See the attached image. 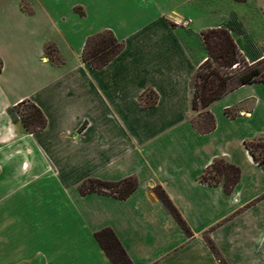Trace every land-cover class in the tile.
<instances>
[{
	"label": "crops",
	"instance_id": "1",
	"mask_svg": "<svg viewBox=\"0 0 264 264\" xmlns=\"http://www.w3.org/2000/svg\"><path fill=\"white\" fill-rule=\"evenodd\" d=\"M211 29L228 31L240 52L253 39L263 52L252 62L264 59L255 38L264 36V0H0V264H112L95 238L104 229L132 264H220L208 241L226 264L249 262L235 232L264 221V168L244 145L264 139V83L215 101L207 109L215 128L197 131L192 82L206 58L201 33ZM104 31L123 50L93 70L82 51ZM24 100L46 118L42 131L27 133L11 114ZM218 121L245 127L255 189L243 188V167L217 148ZM215 159L240 170L230 193L200 181ZM129 177L138 185L126 199L79 190L89 179Z\"/></svg>",
	"mask_w": 264,
	"mask_h": 264
},
{
	"label": "trees",
	"instance_id": "2",
	"mask_svg": "<svg viewBox=\"0 0 264 264\" xmlns=\"http://www.w3.org/2000/svg\"><path fill=\"white\" fill-rule=\"evenodd\" d=\"M235 1L243 2L244 0ZM201 39L206 58L198 66L192 82V109L194 112L205 111L209 120L202 128L194 119H192V124L199 133L206 134L215 128L214 118L207 111L209 106L241 86L264 83V70L259 69L260 61L255 64L245 62L231 35L225 29L203 31ZM122 50L123 44L110 31H104L92 35L86 40L81 58L93 70H100L109 64ZM44 53L50 61L60 62L57 51L52 45H47ZM241 63L246 64L242 67ZM153 103L151 102V105ZM24 107L26 109L21 110ZM11 114L21 122L25 131L29 134L42 131L47 123L41 110L28 100L14 106L11 109ZM244 145L255 163L264 168V141L262 139L245 141ZM239 179V168L229 164L224 159H215L200 176L202 183L209 186L222 185L226 193L233 190ZM137 185L138 182L135 177H129L116 183L89 179L80 186L79 190L83 195L100 193L118 199H126L137 189ZM107 189H111L113 192H108ZM154 193L180 229L186 235H189L187 225L163 189L157 186ZM95 238L112 264H132L111 230L104 229L95 234ZM208 245L217 256L220 264H226L219 257L215 246L210 241H208Z\"/></svg>",
	"mask_w": 264,
	"mask_h": 264
},
{
	"label": "rangeland",
	"instance_id": "3",
	"mask_svg": "<svg viewBox=\"0 0 264 264\" xmlns=\"http://www.w3.org/2000/svg\"><path fill=\"white\" fill-rule=\"evenodd\" d=\"M255 38L264 40V36L261 37L255 35ZM194 47H196V42L194 44ZM243 48L244 51L240 52V54L247 64H255L256 62H252V60L263 52L262 46L259 45V43L255 42L253 39H249V37L244 38ZM204 50L205 49H203L202 51L201 59H204L206 57V52ZM195 53L198 54V50H196ZM246 63H241V66H245ZM258 66L259 69L264 70V59L260 60V65ZM25 109L26 108L24 107L21 110ZM193 119L201 128L204 126V124H207L209 120L205 111L194 112ZM215 120L217 123L216 118ZM226 124V122L218 121V125L220 126V136L216 139L218 141L221 140V142L219 143V146L217 148L229 151L234 155V158L237 159V162H239V164H241V166L243 167V174L245 177V179L243 180V188H245L246 191L255 189V186L252 185L254 184L252 183L253 180L251 179H256L258 177L255 176L256 173H254L253 169H251V167L247 163H245L241 150L242 146L240 145V137L242 134L246 133L245 127L240 123L239 127H244V131H240L239 129L237 130V128L231 130L226 126ZM262 141H264V139H262ZM262 182H264V179H262ZM106 191L113 192L111 191V189H107ZM251 215L258 216V213ZM246 221L247 220L240 222V224L237 226L238 229L235 232L238 236V238L236 236V241L239 244L241 255L245 253L250 256L249 262L243 261L241 262V264H264V221H260L258 222V224L254 223L251 226H248L247 224L250 221H253V219H250L247 222ZM229 233H231L230 230L228 231V234Z\"/></svg>",
	"mask_w": 264,
	"mask_h": 264
}]
</instances>
